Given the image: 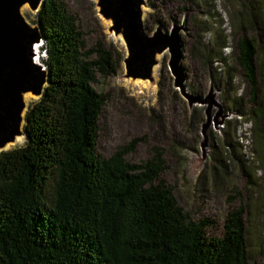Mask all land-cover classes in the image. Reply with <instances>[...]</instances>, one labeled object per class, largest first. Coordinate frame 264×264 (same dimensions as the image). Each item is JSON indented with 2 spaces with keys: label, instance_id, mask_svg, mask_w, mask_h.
<instances>
[{
  "label": "trees",
  "instance_id": "obj_1",
  "mask_svg": "<svg viewBox=\"0 0 264 264\" xmlns=\"http://www.w3.org/2000/svg\"><path fill=\"white\" fill-rule=\"evenodd\" d=\"M36 23L47 84L25 113L24 143L0 152V264H251L243 205L226 214L221 236L209 235L213 221L193 220L162 177L164 149L129 162L144 140L134 137L108 157L98 153L106 99L94 85L121 59L102 40L88 44L65 0H43ZM238 24L255 29V14L244 11ZM235 50L264 165L257 39L241 35Z\"/></svg>",
  "mask_w": 264,
  "mask_h": 264
},
{
  "label": "rangeland",
  "instance_id": "obj_2",
  "mask_svg": "<svg viewBox=\"0 0 264 264\" xmlns=\"http://www.w3.org/2000/svg\"><path fill=\"white\" fill-rule=\"evenodd\" d=\"M65 1L88 44L102 40L121 59L117 72L94 85L106 99L98 153L108 157L134 137L144 140L125 156L129 162L150 157L154 147L164 149L167 168L162 177L173 187L179 205L193 220L213 221L207 228L212 236H221L226 214L243 205L250 263L264 264L263 153L247 116L250 86L235 60L238 37L253 36L258 42V70H263L264 0H145L141 5L148 34L178 25L186 92L202 99L192 105L174 85L168 49L156 52L148 77L129 74L122 30L116 31L112 18L99 12L97 0ZM19 11L29 24L37 25V10L27 2ZM244 11L255 14V29L239 28ZM36 46V61L44 65L42 44ZM259 75L264 79V73ZM20 96L24 113L40 98L31 90H21ZM17 135L21 139L4 150L24 143V135ZM232 141L235 148L230 152ZM237 191L240 195L232 200Z\"/></svg>",
  "mask_w": 264,
  "mask_h": 264
},
{
  "label": "water",
  "instance_id": "obj_3",
  "mask_svg": "<svg viewBox=\"0 0 264 264\" xmlns=\"http://www.w3.org/2000/svg\"><path fill=\"white\" fill-rule=\"evenodd\" d=\"M42 1L0 0V147L17 134L25 137L26 111L22 115L24 103L20 91L31 90L41 96L47 84V70L35 58V46L43 43L41 29L38 24H29L19 11L26 2L38 11ZM144 3L145 0H97L99 12L112 18L116 31L122 30L128 48L124 62L129 74L148 77L156 63V52L168 49V66L174 76V85L190 105L201 102L200 97L186 92L184 70L180 65L182 44L178 25L168 32L157 29L148 34L142 19L141 5Z\"/></svg>",
  "mask_w": 264,
  "mask_h": 264
},
{
  "label": "bare ground",
  "instance_id": "obj_4",
  "mask_svg": "<svg viewBox=\"0 0 264 264\" xmlns=\"http://www.w3.org/2000/svg\"><path fill=\"white\" fill-rule=\"evenodd\" d=\"M38 47L39 46H35L36 54L38 53V51H37ZM36 59H37V56H36ZM26 93H28V92H26ZM23 113H24V111L22 112V115H23ZM22 124H23V122H22ZM20 139H21L20 135H16L13 140L8 141L3 146H1L0 150H4V149L11 147V145H13L15 142H18Z\"/></svg>",
  "mask_w": 264,
  "mask_h": 264
}]
</instances>
